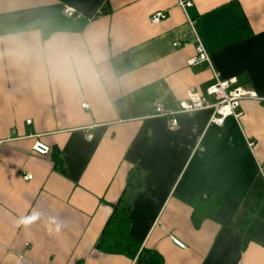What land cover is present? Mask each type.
I'll list each match as a JSON object with an SVG mask.
<instances>
[{
	"label": "crops",
	"instance_id": "obj_1",
	"mask_svg": "<svg viewBox=\"0 0 264 264\" xmlns=\"http://www.w3.org/2000/svg\"><path fill=\"white\" fill-rule=\"evenodd\" d=\"M191 1L0 0V264H136L96 249L119 202L165 264H264V0ZM199 43L211 66L189 63ZM217 78L257 94L239 119L155 115L156 98L214 100ZM211 195L197 226L192 202Z\"/></svg>",
	"mask_w": 264,
	"mask_h": 264
},
{
	"label": "built area",
	"instance_id": "obj_2",
	"mask_svg": "<svg viewBox=\"0 0 264 264\" xmlns=\"http://www.w3.org/2000/svg\"><path fill=\"white\" fill-rule=\"evenodd\" d=\"M179 6L184 10L192 5L191 0H178ZM64 12L69 17L77 18L74 10L65 7ZM167 17L165 11H157L150 16V22L152 24L160 23ZM197 54L193 57L189 63H206L211 66V55L206 50L202 43L196 48ZM207 93L212 96L214 100H209L206 96L200 94L196 90H188L187 98L178 102L176 109H168L164 106L161 98H156L153 101V106L155 110V115L159 117H164L169 121L170 129L176 128L179 125L178 115L184 113H193L203 110H211V116L209 122L217 126H222L228 117H235L239 119L242 115L240 110L241 102L245 99H257V94L251 90L244 88L237 84L236 78L230 79H219L211 85ZM86 105H84L85 107ZM30 123V121H28ZM91 138V136H88ZM250 146L254 143L250 142ZM33 151L40 155H48L52 152V148L40 140H36L33 145ZM261 172L264 173V166L261 167ZM27 180L32 178L31 175L25 176ZM173 242L184 248L185 245L178 239H173Z\"/></svg>",
	"mask_w": 264,
	"mask_h": 264
},
{
	"label": "trees",
	"instance_id": "obj_3",
	"mask_svg": "<svg viewBox=\"0 0 264 264\" xmlns=\"http://www.w3.org/2000/svg\"><path fill=\"white\" fill-rule=\"evenodd\" d=\"M67 1V0H64ZM52 153V152H51ZM143 184L142 172L135 167L129 172L128 187L140 188ZM217 196H208L207 198H196L192 202L194 207L193 220L195 225H199L201 221L212 214H209V209L214 208L218 204ZM260 203V198H257L251 213L247 214L242 222V233L246 244L245 225L253 215ZM129 208L122 205L120 202L113 205V212L108 218L98 240L96 249L107 254L123 255L136 264H165L163 256L157 252L143 247L140 242L133 239L130 235L131 220L129 216Z\"/></svg>",
	"mask_w": 264,
	"mask_h": 264
},
{
	"label": "snow or ice",
	"instance_id": "obj_4",
	"mask_svg": "<svg viewBox=\"0 0 264 264\" xmlns=\"http://www.w3.org/2000/svg\"><path fill=\"white\" fill-rule=\"evenodd\" d=\"M33 219H34V217H33Z\"/></svg>",
	"mask_w": 264,
	"mask_h": 264
}]
</instances>
